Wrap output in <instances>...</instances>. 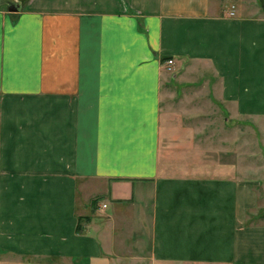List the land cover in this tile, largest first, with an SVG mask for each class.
Wrapping results in <instances>:
<instances>
[{"label":"crops","instance_id":"1","mask_svg":"<svg viewBox=\"0 0 264 264\" xmlns=\"http://www.w3.org/2000/svg\"><path fill=\"white\" fill-rule=\"evenodd\" d=\"M263 121L264 0H1L0 264H264Z\"/></svg>","mask_w":264,"mask_h":264},{"label":"rangeland","instance_id":"2","mask_svg":"<svg viewBox=\"0 0 264 264\" xmlns=\"http://www.w3.org/2000/svg\"><path fill=\"white\" fill-rule=\"evenodd\" d=\"M248 1L250 2V0ZM242 137L244 138L242 139ZM223 138L224 141H215L213 144L216 150H226L227 152L223 153H227L225 154L227 156H224L221 152L217 154L215 160L230 162L234 167L240 165V168H244L242 174L255 185L260 195V204L262 205L250 215L249 221L255 223L264 222V121L259 125L249 123L245 128L244 135L240 133L239 140L237 136L235 137L232 134H230L229 141L227 140L228 136L223 135ZM92 201L83 217L90 218V223L95 219L98 222L102 221L104 223L106 221L105 213H101L100 211L97 213L96 208L92 206ZM101 203L99 204L101 205ZM89 222L83 220L82 223L85 225Z\"/></svg>","mask_w":264,"mask_h":264},{"label":"trees","instance_id":"3","mask_svg":"<svg viewBox=\"0 0 264 264\" xmlns=\"http://www.w3.org/2000/svg\"><path fill=\"white\" fill-rule=\"evenodd\" d=\"M166 60H167V59H164V61H166ZM102 199H103V197H98V198H96L95 200H93V201H92V206L95 207L96 204H97L98 202H100ZM83 220L89 222V221H90V218H88V217H80V218H79V222H80V223H82ZM78 231L81 232V225H80V224H79V226H78Z\"/></svg>","mask_w":264,"mask_h":264},{"label":"built area","instance_id":"4","mask_svg":"<svg viewBox=\"0 0 264 264\" xmlns=\"http://www.w3.org/2000/svg\"><path fill=\"white\" fill-rule=\"evenodd\" d=\"M234 8V7H233ZM233 15V13H231ZM174 66V61L172 59H169L167 62H166V68L168 71H172V68Z\"/></svg>","mask_w":264,"mask_h":264},{"label":"water","instance_id":"5","mask_svg":"<svg viewBox=\"0 0 264 264\" xmlns=\"http://www.w3.org/2000/svg\"><path fill=\"white\" fill-rule=\"evenodd\" d=\"M0 2H1V0H0ZM10 8H11V7H10ZM11 11H16V9H15V10L12 9Z\"/></svg>","mask_w":264,"mask_h":264}]
</instances>
